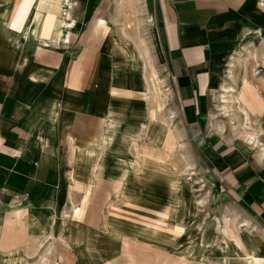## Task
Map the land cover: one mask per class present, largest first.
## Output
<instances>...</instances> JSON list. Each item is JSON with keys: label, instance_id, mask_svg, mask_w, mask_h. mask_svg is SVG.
Wrapping results in <instances>:
<instances>
[{"label": "rangeland", "instance_id": "obj_1", "mask_svg": "<svg viewBox=\"0 0 264 264\" xmlns=\"http://www.w3.org/2000/svg\"><path fill=\"white\" fill-rule=\"evenodd\" d=\"M208 2L218 3L204 18L212 86L192 117L160 36L162 0H63L74 24L64 47L98 19L110 28L99 69L103 105L61 133L39 127L48 144L39 179L0 197V264H264V212L234 190L223 167L239 162L237 151L244 166L264 167V0ZM96 74L91 107L98 63ZM252 100L262 113L251 110ZM158 149L168 157L159 159ZM17 211L23 227L14 223ZM77 230L83 241L75 244Z\"/></svg>", "mask_w": 264, "mask_h": 264}, {"label": "crops", "instance_id": "obj_2", "mask_svg": "<svg viewBox=\"0 0 264 264\" xmlns=\"http://www.w3.org/2000/svg\"><path fill=\"white\" fill-rule=\"evenodd\" d=\"M208 1L162 0L158 17L160 36L167 54L175 60L179 85L184 87L183 101L192 117L197 111L195 104L202 103V96L212 86V52L205 38L210 32L204 18L208 6L218 3ZM62 4L63 0L4 2L0 19V30L6 35V40L0 37V184L3 186L0 197L17 195L18 190L11 185L39 179L38 170L46 163L41 149L48 145L37 135L40 126L61 133L94 118L103 105L99 98V69L105 58L110 28L98 19L95 29L87 36L64 47L66 33L74 29V24L62 14ZM149 23L154 24L152 18ZM97 63L98 102L96 99L91 107L87 96L88 90L96 92ZM70 107L74 115L68 111ZM198 107L202 112L201 105ZM105 115L107 122L112 121L111 113ZM234 153L237 157L233 160L239 162L234 164L229 160L223 166L226 179L234 190L240 195L244 191L245 198L250 197L254 206L264 212V167L248 161L244 166L240 152ZM259 157L264 159V155ZM240 164L244 167L234 172ZM102 185L99 181L98 188L102 189ZM118 187L114 189L120 192ZM23 214L17 211L14 223L21 225ZM77 232L78 235L71 236L75 244L83 241L79 240L80 231Z\"/></svg>", "mask_w": 264, "mask_h": 264}, {"label": "bare ground", "instance_id": "obj_3", "mask_svg": "<svg viewBox=\"0 0 264 264\" xmlns=\"http://www.w3.org/2000/svg\"><path fill=\"white\" fill-rule=\"evenodd\" d=\"M248 86V85H247ZM221 88V87H220ZM225 103H227V102H225ZM225 103H223L224 105H225ZM228 105V104H227ZM245 107V106H244ZM250 108H251V110H255V111H257V112H259V113H262L263 112V104L260 102V101H255V100H252L251 101V105L249 106ZM224 109H225V111L227 110V109H229L226 105L224 106ZM247 109V108H246ZM248 114H249V112H248ZM256 116V115H255ZM157 117V116H156ZM261 117V116H260ZM249 119H250V117H249ZM109 125H113L114 124V122H112V121H108L107 122ZM165 128V127H164ZM110 132H113V131H110ZM164 134V133H163ZM166 135V134H165ZM106 138V137H105ZM103 142H105V141H103ZM248 142L250 143V145H252L254 148H257V146H258V144H259V142H257V140H256V138H254V137H249V139H248ZM262 151V150H261ZM260 151V152H261ZM157 154V153H156ZM158 155H159V159L160 158H167L168 157V154H166L162 149L160 150V149H158ZM144 156L147 158V159H149V160H152L153 158H155V156L150 152V151H148V149H144ZM171 157V156H170ZM145 158V159H146ZM164 162V161H163ZM126 183V182H125ZM227 231H228V229H227ZM227 231H225V232H227ZM229 233L230 234H232L233 235V237L235 238V239H237L236 238V233L235 232H233V231H231V230H229ZM238 236V235H237ZM232 237V236H231ZM239 244L238 245H241V241L239 242V241H237Z\"/></svg>", "mask_w": 264, "mask_h": 264}]
</instances>
